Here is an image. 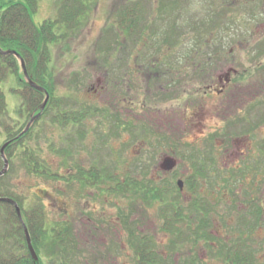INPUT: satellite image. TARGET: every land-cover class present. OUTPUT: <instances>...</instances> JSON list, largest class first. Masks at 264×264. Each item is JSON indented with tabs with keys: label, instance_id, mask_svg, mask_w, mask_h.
<instances>
[{
	"label": "rangeland",
	"instance_id": "374dc122",
	"mask_svg": "<svg viewBox=\"0 0 264 264\" xmlns=\"http://www.w3.org/2000/svg\"><path fill=\"white\" fill-rule=\"evenodd\" d=\"M132 3L140 4L149 20L160 23L164 10L162 0H93L77 34L70 36L63 45L52 46L49 87L54 91V103L49 106V100L37 120L34 119L40 111L31 117L15 113L20 108L21 98L10 92V85H5L14 122L19 121L25 133L32 132L29 148L42 165L47 164L53 170L55 176L51 178L29 172L22 148L13 164L8 163L2 191H11L26 210L35 205L42 206L46 214V229L54 231V236L63 233L67 237L63 238L64 249L54 250L51 240L41 244L38 250L41 264H137L135 251L138 246H144L146 239H149L151 251L168 254V264H185L187 260L183 256L190 258L192 251L201 253L199 264H226L224 250L217 244L224 240L228 247L240 242L248 249L244 251H251L255 256V264H264V0H180L181 16L173 21L178 34L174 35V32L170 36L168 31H158L154 36L144 31L138 40L135 39V45L133 38L129 40L123 36L114 22L117 13ZM61 4L62 0H38V10L33 16L35 23L57 18ZM170 9L174 10V5L166 10ZM161 33L179 43L175 56L191 57L196 53L200 58L210 56L215 66H219L218 74L225 73L226 69L237 70L241 82H234L232 89L239 87L245 95L251 93L252 97L248 95L247 98L251 101L260 92L261 105L257 108L258 114L262 112L263 123L255 132L253 118L250 139L236 142V137L245 134L238 130L240 127L237 125L242 126L246 121L238 120L239 114L232 110L233 118L230 119L234 125L224 136L228 144L220 146V138L205 141L206 137L219 133L221 130L218 128L224 126L211 110L205 115L202 128H186L181 133L184 142L192 145L199 142L197 146L203 151L209 145L213 174L197 175L194 177L197 180L195 185L190 183L192 180L188 182L190 178L170 177L171 173L156 174L154 181H149L151 187L159 189L162 197L157 195L155 199L148 200L121 187L128 181L126 175L135 155L131 149L124 152L122 160L115 156L121 152L122 142L128 140L127 137L119 140L110 134L106 145L96 143L97 135L93 134L82 141L77 133L84 123L88 129L96 127L97 120L92 113L85 116L78 126L56 119L61 111L78 114L89 107L109 106L111 98H107L106 93L102 94L104 89L101 94H95L91 86L97 85L101 78L102 85L110 91L112 63L119 58H158L159 43L164 37ZM194 84L204 88L208 83ZM237 108L241 109V104ZM249 108L252 111L257 109L253 104ZM107 126L110 127L109 122ZM244 128L243 132L249 127L246 124ZM109 129L104 128L106 134L111 131ZM167 131L161 130L163 134ZM235 134L239 135L232 141L229 136ZM6 140L0 129V148ZM140 145L145 147L142 142ZM195 148L187 145L183 152L196 156ZM160 153L158 163L163 158ZM98 164L103 166V169H98L106 172L107 168L115 177L93 178L91 181L98 182L96 186L85 185L77 171L82 169L86 173ZM187 165L180 163V174L188 172ZM178 180L186 183L182 192L177 186ZM139 181L144 180L140 177ZM163 188L167 189L166 194H162ZM160 202L166 203L163 218L159 217L157 203ZM191 202L209 204L208 209H189ZM138 203L140 208L142 203L151 204L150 209L139 210ZM176 214H182L183 218L178 221ZM65 221L70 222L68 227ZM2 227L5 231L9 229L8 226ZM188 237L208 238L198 243ZM213 237H218V240L211 239Z\"/></svg>",
	"mask_w": 264,
	"mask_h": 264
},
{
	"label": "flooded vegetation",
	"instance_id": "af4514ba",
	"mask_svg": "<svg viewBox=\"0 0 264 264\" xmlns=\"http://www.w3.org/2000/svg\"><path fill=\"white\" fill-rule=\"evenodd\" d=\"M132 4L137 5L138 3ZM162 5L164 10H162L160 15V23L157 21V23L161 24L160 26L159 24L155 25L157 23L153 19L149 20L148 17L144 16L145 12L134 13L130 17L131 19L127 20V25L130 27V36H127V39L131 40L133 38L134 45L138 40L134 33L141 34L145 31V33L149 32L155 36L158 31H162V33L168 31L170 36L174 32V35L178 34L173 21L181 16V11L179 10L180 0H162ZM170 5H174L175 9L166 10ZM116 27L119 31L122 30L118 23ZM169 35L162 34L164 36L163 40L161 38V43L158 42L161 45L158 58L122 57L125 59L121 60L119 58L115 63H112L110 91L106 86L102 85L103 80L101 78L98 79L97 85L91 86V90L95 94H101L104 89L102 94L106 93L107 98H111L110 105L95 109L94 107L87 108V115L92 113V116H95L97 120L96 127L88 129L84 123L77 133L79 138L83 139L82 141L88 139L89 135H97L95 141L100 143V145L108 143L110 134L119 140L127 137L128 140L122 142L123 148L120 150L121 152H117L115 156L117 159L122 160L124 152H129L131 149L134 150L135 155H133L132 163L129 164L130 171L129 173L127 172L126 176L134 180H139L141 177L144 180L145 191L151 187L149 179L154 181L153 178H155L156 174L171 173L170 177L177 178L180 176L187 179H195L197 175H203V173L207 176L213 174V158L210 154L211 150L208 143H206L208 145L207 149L203 151L197 146L199 142H194V145L187 141L184 142L181 133L186 128L195 130L202 128L205 115L210 113L211 110L217 114V119L223 122L224 126L219 127L220 129L218 128V130H221L219 133H212L209 137H206L205 141L212 142L220 138L222 140L220 146L228 144L227 137L224 138V136L227 135V129L229 131L231 125H234V122H231L230 119L233 118L231 117L232 110L239 114L238 120L246 121L242 125L243 127L241 124L237 125L240 127L238 130L245 134L229 136L232 141L235 139L236 142L248 141L250 139L249 135L253 132L252 129L254 128L256 132L262 127L263 123L262 112L258 114L257 108L261 105L260 92L253 97L254 101H251L247 99L248 95L251 96V93L245 95V92L239 91V87L236 90L232 89L234 82L237 84L241 82L240 73L237 70L226 69L225 73L218 74L216 71H218L219 66H215L210 56L200 58L197 53L191 57L175 56V51L179 47L177 44L179 43H175ZM148 45L152 46L154 44ZM202 81L208 83L204 88H198L194 84V82L199 83ZM239 104H241V109L238 110ZM252 104L257 108L255 111L249 108L252 107ZM90 109H92V112H89ZM253 118L254 127L252 128ZM106 121L110 123V127L107 126ZM246 124L249 128L243 132ZM104 128H110L109 134H106L107 132ZM161 130L168 131L163 134ZM244 136L247 137L244 138ZM234 137L236 138L233 139ZM140 142L145 144V147L142 148ZM187 145L194 146V148L197 147L194 151L197 154L196 156L183 152L184 147ZM159 152H161L160 155L163 158L158 163ZM180 163L189 164L187 165L188 172L182 173L183 175L179 173ZM171 165L173 167L169 168ZM94 167L92 171H86L90 177H115L112 174L113 172L107 170V168L105 169L106 172L98 169L99 167L103 169L100 164ZM77 172L80 174L79 171ZM228 172L230 171L228 170ZM179 181L183 183L182 189L178 185ZM97 183V181H91V185L96 186ZM161 184L159 182L160 186ZM185 185V181H177V186L181 192ZM162 191L168 192L166 188H163ZM147 197L149 196L146 193L143 198L147 199ZM157 204L160 211L159 217L163 218L162 211L166 210V203L160 202ZM189 205V209L200 210L208 209L209 204L191 202ZM136 206L139 210H146L150 209L151 204L142 203L140 208V203H138ZM80 213L83 214L82 212ZM67 215L70 217L71 213L68 212ZM134 217L138 218L137 215H134ZM69 225L70 222L67 221L66 226L68 227ZM191 255L190 258L183 256L187 260L185 264H199L202 257L201 253L192 251ZM134 257L137 264H168L169 260L166 252L151 251L150 249L137 250Z\"/></svg>",
	"mask_w": 264,
	"mask_h": 264
},
{
	"label": "trees",
	"instance_id": "16d2710c",
	"mask_svg": "<svg viewBox=\"0 0 264 264\" xmlns=\"http://www.w3.org/2000/svg\"><path fill=\"white\" fill-rule=\"evenodd\" d=\"M92 2L93 0H62L57 18L37 24L33 16L38 10V0H0V129L7 138L4 144H7L5 155L8 162L13 164L17 157V152L23 148L29 172L51 178L55 176L53 170L47 164L42 165L33 150L29 148L28 142H30L32 132L25 133V129L19 126L20 122H14L15 119L12 118L9 109L5 85H10V92L21 98L20 108L16 109V114L20 113L22 116L31 117L34 113L40 111L45 94L31 87L26 81L21 68V61H23L29 78L47 90L51 97L49 106H53L54 91L49 87V83L52 80V46L56 44L63 45L66 40L70 39V36L77 34L91 10ZM139 5L133 4L130 7H124L117 13L114 21L115 27L118 23V26L123 30H120V32L125 37L130 36V27L127 25V20L134 13L145 12L143 7ZM134 35L137 39L141 36L138 33H134ZM6 52L12 53L7 54ZM20 109L21 112L19 111ZM87 113L88 111H81L78 114L70 113L67 110L66 112L61 111L56 120L62 123L71 122L73 125L78 126L80 121L87 116ZM3 168L4 163L0 155V172ZM79 172L85 185H90L93 178H99L90 177L88 173L82 172V169H79ZM4 176L0 177V198L13 199L18 203L36 253L38 254L41 244L48 240H51L54 250L64 249V239L67 237H64L63 233L54 236V231L49 232L46 229V214L42 206L35 205L31 209L26 210L19 199L11 194V191H6L5 193L2 191L5 182ZM189 180H192L190 183L194 185L197 183L195 179H188V182ZM121 187H124L127 191L133 190L141 194L142 198L147 193V196H149L147 197L148 200L155 199L157 195L162 197L158 188L150 187L149 190L145 191L146 188L143 182L137 179H129V177L128 181L124 182ZM166 193L162 191V194ZM175 217L179 221L183 218V215L176 214ZM2 225L8 226V231H5ZM59 237L62 238L61 241H59ZM188 238H193L195 242L199 243L201 241L205 242L208 237ZM211 239L216 241L218 237ZM146 240H143L145 242L144 246H138L137 250L151 249L149 239ZM217 244L224 250L223 255L226 264H255V256L251 251H244L248 249H245L240 242L229 247L225 240L222 242L218 241ZM0 264H35L28 249L24 226L18 218L15 208L10 204L1 202ZM38 264H41V259Z\"/></svg>",
	"mask_w": 264,
	"mask_h": 264
},
{
	"label": "water",
	"instance_id": "95a60500",
	"mask_svg": "<svg viewBox=\"0 0 264 264\" xmlns=\"http://www.w3.org/2000/svg\"><path fill=\"white\" fill-rule=\"evenodd\" d=\"M6 53L7 54H11L12 52H6ZM13 54H15V53H13ZM15 55L17 57H19L17 54H15ZM21 65H22V69H23L25 78H26L27 82L29 83V85L31 87H33L34 89H36L37 91L45 93V95H46V99H45V101H44V103L42 105L41 112L34 119V120H37L42 115L43 110H44V108L46 107V105H47V103L49 101L50 95L43 87L37 85L36 83H34L29 78L27 70H26V67H25V64H24L23 61H21ZM6 147H7V144H5L0 149V154H1L2 158L4 159V163H5L4 170L0 173V177L3 176L6 173L7 169H8V160L5 157V149H6ZM172 167L173 166L171 165L169 168H172ZM178 185L182 189L183 183L181 181L178 182ZM0 202L1 203H6V204H10V205H12L15 208L18 218L20 219L21 223L24 225V231H25V237H26V242H27V245H28V249H29V251H30V253H31L32 257H33L34 263L38 264L39 257H38V255H37V253H36V251H35V249L33 247V244H32L31 237L29 235L28 229L26 228V226L24 224L20 207L18 206V204L14 200L9 199V198H0Z\"/></svg>",
	"mask_w": 264,
	"mask_h": 264
}]
</instances>
